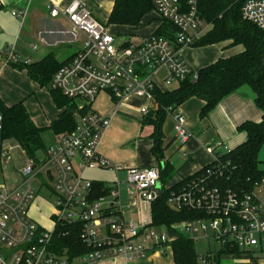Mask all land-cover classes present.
<instances>
[{"label": "built area", "instance_id": "built-area-1", "mask_svg": "<svg viewBox=\"0 0 264 264\" xmlns=\"http://www.w3.org/2000/svg\"><path fill=\"white\" fill-rule=\"evenodd\" d=\"M152 1L158 17L174 26L171 38L152 33L137 41L118 40V34L93 17L83 0L65 5L55 0L49 4L51 17L62 14L69 20L72 41L82 37L71 60L51 80L52 88L76 101V124L60 134L38 160L26 157L20 170L25 178L20 183L8 184L0 179V244L10 251L7 257H0L3 264H97L117 256L132 262L145 257L152 248L159 250L169 245L178 233L208 243L199 255V264H219L215 255L220 250L221 255L249 253L252 257H264V198L255 191L264 185V177L250 191L214 185L211 177L221 173L216 155L219 152L215 150H230L221 142L208 146L215 152L214 166H207L186 181L183 178L165 186L159 181L158 166H124L98 151L111 116L127 98L144 100L137 109L139 118L149 112L153 89H159L155 78L160 69L166 70L167 85L179 83L189 75L196 78V71L182 56V48L191 46L209 29L198 17L196 0ZM12 14L25 17V11ZM241 16L264 31V0H242ZM2 54L0 69L30 63L17 54L14 44L6 46ZM100 92L110 96L111 107L105 112L92 108ZM84 109L86 112L81 113ZM166 112L174 122L176 139L184 144L191 133L182 111L179 106H169ZM2 123L0 114V132ZM4 142L0 139V178L11 160L10 148ZM93 169L112 171L115 175L111 183L103 182L108 191L98 197H93V182L97 180L86 175ZM39 174L44 180L36 178ZM179 183L182 184L178 189L171 190L168 204L175 209L202 211L203 215L182 220L170 228L151 225L152 201L163 187L168 189ZM42 187H50L53 195L48 202L50 226L34 221L30 215V207ZM126 212L129 219L125 218ZM59 222L80 224V237L91 250L74 258H69L65 251L53 250L52 235Z\"/></svg>", "mask_w": 264, "mask_h": 264}, {"label": "trees", "instance_id": "trees-1", "mask_svg": "<svg viewBox=\"0 0 264 264\" xmlns=\"http://www.w3.org/2000/svg\"><path fill=\"white\" fill-rule=\"evenodd\" d=\"M196 4L200 21L209 26V29L191 46L230 41V45H241L243 50L198 69L195 79L189 75L174 88L164 91L154 88V98L149 112L142 119V124L153 127L150 134V151L158 161L159 181L165 186L175 174L171 163L164 160L162 126L167 118L166 109L169 106H179L191 97H197L203 101L199 112V116L203 118L224 96L242 85L250 86L255 94V103L262 111L261 121H244L239 125L238 129L245 132L246 139L229 151L216 153L221 173L216 172L211 177V182L222 189L250 191L253 185L264 177V169L260 168L258 158L259 151L264 146V31L242 18V0H196ZM153 10L152 0H114L106 25L135 28L141 24L143 17ZM163 21L153 34L171 38L174 26L167 20ZM69 60L59 61L54 53L49 52L35 62L15 66L25 69L31 79L49 90L55 104L64 108L48 126H37L22 102L6 105L0 99V114L3 118L0 139L15 141L30 159L38 160L40 154H44L47 147L44 145L42 134L45 130L53 134L66 133L76 124V101L51 87L53 74ZM80 112L84 113L86 109ZM213 164L215 162L207 166ZM207 166L187 176L183 181L203 172ZM182 183L168 189L163 187L159 196L152 201L151 225L170 228L172 224L182 220H192L203 215L202 211L175 209L168 204L171 190L178 189ZM107 189L103 182H93V197L107 193ZM195 242L183 233H178L172 238L169 246L174 264H199L200 254L195 249ZM51 247L60 253L65 251L69 258L78 257L91 250L80 237V224L66 222H59L55 226ZM221 253L223 252L220 250L215 255L217 262ZM9 254L10 251L4 257Z\"/></svg>", "mask_w": 264, "mask_h": 264}, {"label": "crops", "instance_id": "crops-1", "mask_svg": "<svg viewBox=\"0 0 264 264\" xmlns=\"http://www.w3.org/2000/svg\"><path fill=\"white\" fill-rule=\"evenodd\" d=\"M54 1L0 0V64L3 60L2 51L11 44H14L17 54L21 58L29 59L30 63L43 58L49 52L54 53L59 61L69 60L73 56L80 46L82 37L79 41L73 42L69 20L62 14L56 17L50 16L48 6ZM70 1L72 0H61L62 5ZM83 1L86 2L93 17L97 20L105 18L107 21L114 0ZM13 11H25V17L22 19L13 15ZM153 11L143 17L144 19L151 14L149 16L151 19L147 23L149 24L152 20L156 21L155 27L147 34L137 31L143 23V19L141 24L135 28L122 26L128 30V34L130 33L128 35L130 39L137 41L154 33L161 21L155 19L158 15L156 11ZM242 50L241 45H230V41H223L203 46H185L182 48V56L185 63L197 71L214 63L219 58L229 57ZM164 76H166V70L162 68L157 72L155 78L160 90H169L177 85V83L174 86L165 84ZM101 97L104 98L102 109L95 108L93 104L92 108L105 112L111 107L108 92H100L93 103ZM0 99L6 105L22 102L32 121L39 127L48 126L64 109L55 104L49 90L39 86L27 75L25 69H0ZM129 103L137 105L136 113L131 114L127 111V104ZM143 103V99L131 96L123 102L120 110L111 116L110 126L104 133L98 148L101 155L124 166L148 167L158 165V161L150 151L152 145L150 134L153 127L142 124L143 118H139L137 112L139 105ZM202 105L203 101L197 97H191L179 105L185 117L186 127L191 133V137L182 145L175 137L173 120L169 117L163 122L164 160L169 161L175 171L167 185L178 183L179 180L211 164L215 152L209 149L210 144L221 142L222 145L230 149L241 144L246 139V135L245 132L238 129L239 125L244 121L260 122L262 118V111L255 103V94L251 87L246 84L224 96L203 118L199 116ZM127 127L130 131H125ZM142 133L145 134L143 138L139 136ZM60 134H53L55 140ZM130 142L137 143L135 149L130 148ZM215 151L220 152L223 149L221 147ZM22 153L25 155L23 150ZM106 173L115 177L112 171H106ZM119 176L122 177L123 174L120 173ZM38 203V200L32 203L30 215L34 221L42 224L39 218L42 215L47 218L50 210L43 212ZM203 242L207 247L208 243ZM8 252L9 250L0 244V257L6 256ZM242 262L264 264V257H252L249 253L221 255L219 257V264H241ZM0 264H3L1 260ZM97 264H174V260L171 247L165 245L159 250L153 248L148 250L145 257L132 262H127L123 257L117 256L104 258Z\"/></svg>", "mask_w": 264, "mask_h": 264}, {"label": "rangeland", "instance_id": "rangeland-1", "mask_svg": "<svg viewBox=\"0 0 264 264\" xmlns=\"http://www.w3.org/2000/svg\"><path fill=\"white\" fill-rule=\"evenodd\" d=\"M153 12H155V11H153ZM150 15L146 16L143 19V23L137 29L138 32H140L142 34H147L148 32H150L155 27V25H156L155 20H152V22H150L149 24L147 23L149 21V19H151L149 17ZM155 19L158 20L160 18L156 17ZM99 20H100V22L107 24L105 21V18H99ZM160 21H161V23H164L163 20L160 19ZM108 29L111 32L118 34V40L119 39L123 40V38H125V39L129 38L128 35H130V33L128 34V30L125 27L108 24ZM16 65H18V64H16ZM16 65H13L11 68H15ZM175 84H176V82L173 81L170 85L174 86ZM103 99L104 98L101 97L95 103H93L94 107L99 109V110L102 109V107H103L102 103H104ZM100 103H101V105H100ZM127 107H128L127 111L129 113H131V114L136 113L137 105L135 103H129V104H127ZM167 119H169L168 116H167V118H165V120H167ZM128 130H129V127H127V129L125 131H128ZM143 133H142V135H139V136H142L141 138H143L145 136V134H143ZM42 138H43L44 145L46 147H49L55 143L54 135L49 130H45L43 132ZM4 144H5V147L10 148L9 154H10L11 160H10V163L7 164L5 166V168H3V175L0 179L4 180L8 184L13 183V182L20 183V181L25 178L22 175L20 170L24 166L26 156L22 153V150L20 149V147L17 145V143L15 141L5 140ZM136 144L130 142V148L135 149ZM42 156H43V154H40V157H42ZM258 158L260 160V163H259L260 168L264 169V146L260 149ZM86 175L89 178L106 180L108 182V184L114 180V177L112 174L106 173V171H103V170H97V169L88 170ZM36 178L40 181L44 180V177L42 174L37 175ZM50 186L52 187V184ZM255 191L258 193V195L260 197L264 198V185H261ZM37 195L38 196L36 197V200H38V202H39L38 205H40V207L43 209V212L44 211L48 212L51 209L49 203H51V199L53 198V195L51 194L50 187L40 188L37 192ZM126 217L128 219L130 218V215L128 214V212L125 213V218ZM39 221L45 226L51 225L50 221L48 220V218L45 217V215H42V217L39 218ZM205 247H206V244L203 241L199 240V241L195 242V249L199 254H201L205 250Z\"/></svg>", "mask_w": 264, "mask_h": 264}, {"label": "water", "instance_id": "water-1", "mask_svg": "<svg viewBox=\"0 0 264 264\" xmlns=\"http://www.w3.org/2000/svg\"><path fill=\"white\" fill-rule=\"evenodd\" d=\"M50 178V177H49Z\"/></svg>", "mask_w": 264, "mask_h": 264}]
</instances>
